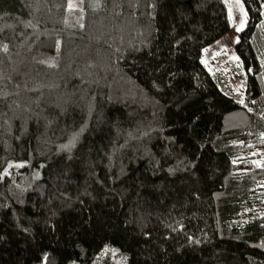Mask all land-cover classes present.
I'll return each mask as SVG.
<instances>
[{"label":"trees","instance_id":"trees-1","mask_svg":"<svg viewBox=\"0 0 264 264\" xmlns=\"http://www.w3.org/2000/svg\"><path fill=\"white\" fill-rule=\"evenodd\" d=\"M242 1L210 70L227 0H0V264H264V0Z\"/></svg>","mask_w":264,"mask_h":264},{"label":"rangeland","instance_id":"rangeland-1","mask_svg":"<svg viewBox=\"0 0 264 264\" xmlns=\"http://www.w3.org/2000/svg\"><path fill=\"white\" fill-rule=\"evenodd\" d=\"M231 16V28L216 41L208 45L202 53V61L210 70L227 68L232 59L238 56L236 43L239 32L246 26V8L242 0H227ZM234 87L236 76L232 77Z\"/></svg>","mask_w":264,"mask_h":264}]
</instances>
